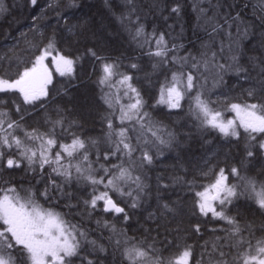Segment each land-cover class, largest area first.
<instances>
[{
    "label": "snow or ice",
    "instance_id": "1",
    "mask_svg": "<svg viewBox=\"0 0 264 264\" xmlns=\"http://www.w3.org/2000/svg\"><path fill=\"white\" fill-rule=\"evenodd\" d=\"M108 2L105 0L106 5ZM29 3L36 6L37 0H29ZM203 3L204 0H192L197 26L209 36V41L202 43L198 56L191 53L176 55L183 44H170L166 33L157 32L155 27L148 33L144 23L147 13L137 0H124L126 11L116 19L139 47L149 45L147 54L150 57L159 58L153 69L169 63L179 65V69L173 71L170 78L166 76L160 85L157 104L180 109L181 101L187 97L189 113L197 122L198 129L215 130L229 144L244 141V155L239 166L219 167L216 171L215 166L209 167L210 159H205L199 174L201 178L212 176L209 183H197L195 176L191 180L174 176L171 183L166 184L162 176H157L153 193L147 182V171L159 156L164 155V148L179 147L177 134L169 131L162 122L154 121L150 112L144 110L146 102L140 90L133 86V76L120 70L119 60L99 55L92 48L87 49V54L99 64L100 75L96 83L100 89V100L109 109L102 117L108 130L103 139L73 131L83 125L68 118L67 108L57 105L49 112V104H55L61 92L69 95V89L73 87L71 80L75 78L76 65L81 57L65 55L58 47L61 38L57 31L54 29L51 35L45 36L35 24L39 17L33 16V28L40 40L28 42V50L38 54L25 59L15 56L9 49L0 56V93L18 95L20 101H12L15 114L19 116V119H12L7 102L0 100V173L20 169L23 165L25 171L33 174L39 170L37 183H40L44 179L45 166L51 172L48 173L49 183L42 191L15 185L0 187V264H76L77 261L79 264H104L108 257L100 254L115 255L117 251L121 256L120 264H191L196 245L188 241L200 237L201 223L190 222L187 227H182L176 222L185 214L193 219L211 214L213 219L227 225L222 229L223 236L200 245L202 251L195 264H264V236H255L257 230L264 232V223L256 229L253 222L228 214L229 205L240 197H246L264 215V170L255 176L241 174L247 171L245 161L255 158L257 153L264 155V0L257 17L262 30L258 47L252 50L255 54H248L243 44L244 40L255 37L254 24L245 21L239 12L235 15L230 11L221 12L220 0L215 3L207 0V7H203ZM68 7H77L76 0H70ZM167 7L164 0H153V9L162 13ZM6 10L4 0H0V12ZM181 11V0H176L169 14L179 17ZM57 16V23L63 20L69 33L75 34L78 28L83 27L70 24L66 15L57 13ZM221 33L228 42L225 44L221 40L219 48L214 49L213 44ZM153 41L154 50L151 47ZM130 68L137 69L138 65L132 63ZM185 68L189 70L185 71ZM54 74L67 77V86L56 89ZM209 74L214 88L223 84L224 76L229 74L234 75L238 83L248 85L242 88L243 99L233 102L227 95L213 99L214 93L204 91ZM125 97L128 103L121 102ZM37 102L44 113L42 119L46 131L39 128L27 130L23 126L25 115H28L26 106L35 110ZM117 110L119 125L114 123ZM226 112L234 113L233 118L226 119ZM18 132L23 135H17ZM130 132L135 135H130ZM64 137H70V142H62ZM101 143L107 145L103 152L99 147ZM91 149H96V161L90 159ZM225 155L227 157V153ZM110 158H115L118 163L100 164L99 169L93 167V163H99L100 159L109 161ZM215 158L216 153L213 152L211 159ZM73 160L77 162L74 164ZM101 172L103 175L99 174ZM52 174L62 177L63 182L57 184L51 180ZM229 176L236 178L238 183H228ZM73 180L91 187L90 199L82 201L89 215L102 202L101 211L121 214L126 222L130 219L126 208H139L154 198L156 208L149 212L147 220L155 223V229H145L146 235L137 239L128 236L126 230H118L114 224L103 221V227L110 231L107 241L113 251L109 253L105 243L89 239L87 230L70 223L65 219V213L52 206L53 200L71 196L64 191V186H70ZM4 183L7 185L6 181ZM101 185L103 191L99 190ZM176 185L187 186L189 191L195 192L190 208L180 199L165 198L164 193ZM197 188L200 190L195 191ZM113 195L130 203L122 207ZM66 206L73 207L71 204ZM96 223L100 225L101 220ZM173 223H176L175 227H171ZM152 231L156 236L151 235ZM169 236H172L171 240ZM170 249L176 251L165 255Z\"/></svg>",
    "mask_w": 264,
    "mask_h": 264
},
{
    "label": "trees",
    "instance_id": "2",
    "mask_svg": "<svg viewBox=\"0 0 264 264\" xmlns=\"http://www.w3.org/2000/svg\"><path fill=\"white\" fill-rule=\"evenodd\" d=\"M137 1L141 4L142 10L149 14V17L153 18L156 15L157 10L149 5V0ZM173 1L176 2V0ZM261 2L262 0H222L221 12L230 11L232 15L239 12L245 21L255 25L253 29L256 33L255 37H250L248 44L243 42L244 46L248 47V50H246L248 54H255L252 50L256 49L259 44V33L262 27L257 17L260 14ZM69 3L70 0H37V5L32 6L29 0H4V6L7 10L0 12V56L7 53L9 49L13 50L15 56L25 59L34 54H38L28 50V42L36 43L40 40L38 32L33 28L34 22L32 17L37 16L39 19L35 21L36 27L43 32L45 36L51 35L54 29L57 31L58 37L61 38L58 47L65 55L70 57H81L76 65L75 78L71 80L73 87L69 89V95L65 96L61 92V94L56 97L55 104H49V112H52L53 108L57 105L67 108L69 113L68 118L76 119L83 125L82 128L73 129V131L86 137H97L102 139L101 136H104L108 131L106 121L103 120L102 117L109 109L108 106L100 100V89L96 83L100 75L99 64L94 58H91L87 54V49L92 48L97 50L99 55L109 57L111 60H119L122 68L121 71L133 76L132 84L140 90L146 102L144 110L150 112L154 121L162 122L169 131L177 134L179 147H173L171 149L164 148V155L159 156L154 165L147 171L149 177L147 182L151 185L153 193H155L156 189L157 176H162L164 178L163 182L166 184H170L171 177L174 176H184L188 180L193 179L195 176L197 178V183H209L213 178L212 176L201 178L199 174V169L203 167L205 159H210L209 167L215 166L216 171H218L219 167L230 168L234 165L239 166V162L244 155V141L241 140L238 144L235 142L229 144L227 140L215 130L209 129L203 131L198 129L197 122L189 113V101L187 97L181 101L182 107L180 109H169L166 105L157 104L160 85L164 82V77L171 74V68L173 66L176 67V65L169 63L168 66L171 67H168L167 75L159 78L153 73L157 70L153 69V64L157 63L159 58L150 57L147 54L149 48L146 46L143 48H135L126 44L125 36L120 32V30L123 31L125 28L119 23L120 30H118L115 28L112 21L120 15L121 10L126 8L124 0H121V7H119L118 0H109L107 5L105 4V0H76L77 7H68ZM181 3L186 6V20L182 27L179 26L178 38L169 35L166 32H169L167 27L163 28V26H160L156 31L165 32L166 38L169 39L170 44L173 42L178 45L183 44V48H180L178 51L184 54L191 53L192 55L198 56L202 51V43H204L209 36L203 28L196 27L198 22L196 13L192 10V0H181ZM48 5H51V7ZM167 6L168 7L162 13L159 12L161 14H168L170 5ZM57 13L66 15L70 24L83 25V27L78 28L75 34L69 33L64 28L63 20H61L59 24L57 23ZM147 22H150L149 18ZM181 29H183L182 32ZM152 31L153 30L150 29L149 33ZM232 31L234 32L233 29ZM153 58H156L157 61H154ZM132 63L137 64L138 68L131 69L130 65ZM184 70L188 71L189 69L185 68ZM67 82V77H59L58 75L54 77V83L58 90L66 87ZM204 85L208 90L206 92L214 93L212 96L213 99H216L218 96L222 97L223 95H227L233 102L241 101L243 99L241 96L242 88L248 87V85L242 82L238 83L237 78L231 74L225 75L224 83L215 88H211L209 80H207ZM112 91H115V89ZM0 100L7 102V109L12 112V119H19V116L15 114L12 104L13 100L17 103L20 102L18 95L13 96L12 94L4 95L0 93ZM121 102L128 103L129 101L125 97ZM26 108L28 115H25L23 121L24 128L27 130L39 128L40 131H46V126L42 119L44 113L39 109V102H37L35 110L30 106H26ZM227 115H229L228 112L225 113V117ZM115 116L117 119L114 120V123L119 125L118 110L115 112ZM129 134L135 135L131 132ZM17 135L22 136V133L18 132ZM62 142H70V137H64ZM99 147L100 151L103 152L107 145L101 143ZM56 150L57 149H53V151ZM213 152L216 153L215 159H211ZM226 153L227 157L225 155ZM136 155L139 156V153H136ZM90 159L96 161V149L90 150ZM115 163H118L115 158H110L109 161L100 159L99 163H93V167L97 168L100 164ZM245 164L247 171L242 173L255 176L264 170V155L257 153L255 158L245 161ZM22 168H24L23 165ZM204 170L207 171V168ZM6 172H8V175H6L7 177L2 175L4 178L0 179V185L6 186L4 183L6 181L10 183V185L16 184V186H18V181L6 179L13 177V175L9 174L10 171ZM26 172L28 173V177H39V170H37L36 174H33L31 171ZM50 172L51 169L45 166L44 181L40 187L41 191L45 184L49 183L48 173ZM99 174L103 175L102 172ZM51 180H55L57 184H61L63 178L56 174H52ZM32 181L33 180L25 181L23 187L28 186ZM228 183H238V181L236 178L229 176ZM31 184H33V182ZM71 187L72 185H65L64 191L70 193ZM83 190H85V198L90 199L89 193L91 192V187H84ZM99 190L103 191V186H100ZM199 190V188L195 189V191ZM56 195L59 194L57 193ZM194 195L195 192L189 191L187 186L184 185H176L169 188L164 193L166 199H180L184 201L189 208L194 199ZM64 198L65 197H61L59 200H53L52 206L55 210L65 213V219L70 223L77 225L81 229L87 230L89 232V239H97L105 243L106 246H108L109 253L113 251L112 246L108 245L107 241L110 231L103 227V221L114 224L118 230H126L128 236H135L137 239L146 235L145 229H155L156 227L153 221L147 220L149 212H153L156 208V200L154 198L149 199L147 203H142L139 208L132 210L126 208L130 216V219L126 222L123 220L121 214L105 213L101 211L100 208H102V206L100 204V207L89 216L92 220L87 223L85 222L84 215L88 213V210L85 209L84 204H80V195L74 194L70 200L69 197L66 199ZM113 199L117 200L122 207L125 206V203H130V201H124L116 195H113ZM70 202L71 205H73L71 208L66 206L70 204ZM245 202H250V206L246 211L243 208L244 214H248L245 216L247 219L246 221L253 222L254 227L259 229L261 224L264 223V215L260 214L252 200L246 198ZM228 214L236 216V211L232 209V206H230ZM97 220H101L100 225L96 223ZM190 222L201 223L200 237H193L192 240L188 241V243H195L196 245L191 261V264H195V261L200 258V253L202 251L200 245L205 241L213 240L215 237L223 236L224 231L222 229L226 228L227 225L224 221L213 219L211 214H209L208 217H200L198 219L190 218L185 214L182 215L176 223H181L182 227H187ZM176 223H173L171 227H175ZM213 229H216V231H212ZM162 231L161 229V232ZM151 235L156 236V232L152 231ZM173 235H175V233H173ZM255 236L256 238H261L264 236V232L257 230L255 231ZM163 238V235H161L160 239L163 240ZM168 239L171 240L172 236H169ZM157 247H160V245L158 244ZM175 251L176 249H170L165 255H169ZM100 255L102 257H108L104 261V264H120L121 256L118 251L115 255H108V253ZM76 264H79V261H77Z\"/></svg>",
    "mask_w": 264,
    "mask_h": 264
},
{
    "label": "rangeland",
    "instance_id": "3",
    "mask_svg": "<svg viewBox=\"0 0 264 264\" xmlns=\"http://www.w3.org/2000/svg\"><path fill=\"white\" fill-rule=\"evenodd\" d=\"M212 2L215 3L216 0H212ZM137 3L141 7V9H142L141 4L138 1H137ZM152 3H153V0H149V5L151 7H152ZM165 3H166V5H170V7H171L175 2L173 0H165ZM220 3L222 5V0H220ZM118 4H119V7H121V0H118ZM202 6L203 7H207L208 6L207 0H204V3L202 4ZM170 7H169V10H170ZM220 10L222 11V8ZM123 11H126V8L123 9V10H121V12H123ZM185 11H186V6H185V4L182 3V11H181V15L179 17H177L175 14H171V15L169 13L168 14H161L157 10L156 15L153 18H151V17H149V14L147 13L146 19L144 20V23H145V26H146V31L149 33V30L150 29L153 30V27H155V29H158V28H160V26H163V28H166L167 27L169 29V32L166 31L168 34L173 35L175 38H178V36H179L178 32H179V29H180L179 26L182 27V25L185 24V20H186V18H185ZM209 14H211V13H209ZM165 16L168 17L167 20L164 19ZM148 18H149V21L150 22H147L148 21ZM133 19H135V18L133 17ZM112 21H113V24H114L115 28H117L118 30H120V28H119V22L117 21V19L114 18ZM169 26H171V27H169ZM196 27L197 28H201V27H198L197 24H196ZM233 30L235 31V29H233ZM120 32L125 36V41H126V44L127 45H131V46H133L135 48H140L138 46L137 42L132 39V37L129 35V32L126 29L123 30V31L120 30ZM221 40H224L225 41V44H227V42H228L227 37L223 33H221L216 38V42L213 44V48L214 49H218L219 42ZM207 41H209V37L206 38V41L205 42H207ZM141 42H143V41H141ZM243 42L248 43L249 42V39L244 40ZM144 46H146V47L149 48V45H147V44H145ZM151 47H152L153 50L155 49L154 41L152 42ZM245 49L248 50V47L245 46ZM175 54L178 55V56H185V55H187V54L182 53L181 51H178ZM153 59H154V61H157L156 58H153ZM168 67H171V66H168V64L167 65H163V66L157 68V70H155L153 73L156 74L159 78L164 77V76L167 75ZM171 69H172L171 70V74H172L173 71H177L179 69V65H176V67L173 66ZM171 74L169 76H167V77L170 78L171 77ZM54 75H58V74H54ZM208 80L210 81L211 88H212L213 87V78H212V76L210 74H209ZM200 82L201 83H204V81H200ZM204 91L205 92L208 91L205 88V85H204ZM233 116H234V113H229V115L226 116V119H231V118H233ZM103 137L104 136H101L102 139H103ZM95 138H97V137H95ZM102 144H104V143H102ZM76 162H77V160H73V163L74 164ZM96 169H99V167H97ZM22 172L23 173L20 172V173H17L16 174V171H10L9 174L10 175H13V177L8 178L7 180L11 179V180L18 181L19 182L18 186H23V183L25 181L33 180L32 181L33 184H31L32 183L31 182L28 186L23 187V188L34 187L38 191H41L40 190V187H41V184L44 181V179H43L42 182L37 183V180H39L40 177H32V176L28 177L27 172H25V171H22ZM24 173H26V174L24 175ZM3 174L6 176V175H8V172H6V171L4 172L3 171ZM241 174L242 175H248L247 173H241ZM71 185H72L71 190H70L71 196L69 197V200H70V198H72L74 196V194H79L80 195V198L79 199L81 200L80 204L82 205L83 204L82 201L83 200H87L85 198V196H84V191L85 190H83V189H84V187H87L89 185L84 184V183L77 184L75 180H73V182L71 183ZM66 198H68V197H65L64 199H66ZM69 200H68V202H69ZM245 200H246V197H240L239 200H236L232 205H229L228 206L229 208H230V206H232V209L234 211H236V216L238 218H241L242 221H246L247 219L245 218V216L248 215V214H246V215L244 214L243 208L246 211V209H248V207L250 206V202H245ZM70 204H71V202H70ZM101 205H102V202H101ZM85 209H86V207H85ZM89 216L90 215L88 213L84 215V218H85V222L86 223L89 222L90 220H92V218H90Z\"/></svg>",
    "mask_w": 264,
    "mask_h": 264
},
{
    "label": "flooded vegetation",
    "instance_id": "4",
    "mask_svg": "<svg viewBox=\"0 0 264 264\" xmlns=\"http://www.w3.org/2000/svg\"><path fill=\"white\" fill-rule=\"evenodd\" d=\"M3 171H16V174H17V173H20V172H22V171H25V168H22V166H21L20 169H16V170H3ZM3 171H2V173H0V179H3L4 176H5V175L3 174ZM2 175H4V176H2ZM5 177H7V176H5ZM6 179H8V178H6ZM8 185H10V183H7L6 186H8ZM15 186H16V184H15ZM0 187H4V186L0 185ZM20 187H23V186H17V188H20Z\"/></svg>",
    "mask_w": 264,
    "mask_h": 264
},
{
    "label": "bare ground",
    "instance_id": "5",
    "mask_svg": "<svg viewBox=\"0 0 264 264\" xmlns=\"http://www.w3.org/2000/svg\"><path fill=\"white\" fill-rule=\"evenodd\" d=\"M248 44V43H247ZM96 133V132H95ZM101 135V134H100ZM5 172V171H4ZM26 172V171H25ZM21 173H23V172H21ZM26 173H24V175H25ZM28 174V173H27ZM32 175V174H31ZM18 176V175H17ZM22 176V175H21Z\"/></svg>",
    "mask_w": 264,
    "mask_h": 264
}]
</instances>
